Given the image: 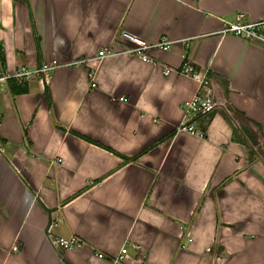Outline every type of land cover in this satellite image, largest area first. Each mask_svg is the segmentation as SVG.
Instances as JSON below:
<instances>
[{
  "label": "crops",
  "instance_id": "crops-1",
  "mask_svg": "<svg viewBox=\"0 0 264 264\" xmlns=\"http://www.w3.org/2000/svg\"><path fill=\"white\" fill-rule=\"evenodd\" d=\"M236 13L264 18V0H0L3 67L60 63L48 83L0 91V264H112L120 250L128 263L264 264V46L220 33ZM121 31L169 45L148 47L151 62L104 57L90 87L92 61L70 63L126 47ZM182 52L216 77L255 159L221 110L194 120L201 136L178 128L198 84L175 71ZM50 221L83 244L56 249Z\"/></svg>",
  "mask_w": 264,
  "mask_h": 264
},
{
  "label": "built area",
  "instance_id": "built-area-1",
  "mask_svg": "<svg viewBox=\"0 0 264 264\" xmlns=\"http://www.w3.org/2000/svg\"><path fill=\"white\" fill-rule=\"evenodd\" d=\"M221 34L231 33L240 36L248 41H252L264 46V18L260 19H245L242 13H236L233 19H224L222 21L221 28L219 29ZM119 37L124 38L129 44L126 47L120 49H114L112 46H104L97 50V52L88 58H78L72 61L70 64H80L87 60H91L92 64L87 68V77L89 80V86L94 87L96 85L95 81V70L96 66L101 59L104 57L116 54V53H126L138 56L141 60L146 62H151L152 58L149 57L145 50L150 46H157L162 49H166L169 45V40L162 37L158 42L149 44L144 39L131 34L127 31H121L118 34ZM182 62L178 68L175 69L178 73H183L192 76L197 80V87L193 95L182 102L181 108L183 111L182 121L179 124L180 129H184L190 133L202 135V131L198 130L194 126V120L201 116L207 115L214 110H221L226 115L230 124L234 129L238 131L241 130V125L236 117V111L228 103H223L220 101L216 77H211L207 74L206 69H199L194 64H192L186 54L182 52L180 54ZM60 63L52 58L50 60H43L35 66L19 65L13 70H6L0 60V91L4 84L8 80H14L17 83L24 84L28 81L30 77H38L44 83H48L49 75L51 71L56 68ZM173 71L170 66H165L163 69L164 74H168ZM118 99L124 100V97H118ZM2 117L0 114V125ZM254 149H256L255 144H251ZM4 151V143L0 141V152ZM260 155V154H258ZM53 221H50L45 227V235L52 243V245L60 250L65 248H72L75 246H80L83 244V240L75 234L70 235H58L52 232ZM12 250L16 249V245L11 246ZM97 256H102V253H97ZM127 254L124 250H120L117 254L112 257V264H147L141 258L128 263L126 261Z\"/></svg>",
  "mask_w": 264,
  "mask_h": 264
},
{
  "label": "trees",
  "instance_id": "trees-1",
  "mask_svg": "<svg viewBox=\"0 0 264 264\" xmlns=\"http://www.w3.org/2000/svg\"><path fill=\"white\" fill-rule=\"evenodd\" d=\"M245 132L246 138L244 137L243 141L246 143L247 147L250 148L253 152L252 159H255V153L258 152V150H254L251 144H255L254 136L247 130L242 129Z\"/></svg>",
  "mask_w": 264,
  "mask_h": 264
}]
</instances>
